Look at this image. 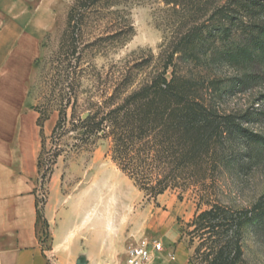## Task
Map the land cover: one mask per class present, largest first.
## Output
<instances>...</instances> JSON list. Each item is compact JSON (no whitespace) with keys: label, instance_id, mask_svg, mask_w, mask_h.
<instances>
[{"label":"rangeland","instance_id":"1","mask_svg":"<svg viewBox=\"0 0 264 264\" xmlns=\"http://www.w3.org/2000/svg\"><path fill=\"white\" fill-rule=\"evenodd\" d=\"M257 1L264 4V0ZM74 2L22 0V49L12 50V56L17 60L9 67L12 98L18 96V91L13 94L14 84H20L26 89L27 110L32 106L40 118L52 101L43 133L40 128L41 142L43 137L47 139V153L38 179L39 207L45 217L44 210L55 176L66 198L64 207L69 212L68 220L75 223L80 216L82 223L88 225L85 233L94 241L90 251L103 252L98 251V244L105 242V252H116L107 257L95 256L92 258L94 264H125L132 245L155 240L164 245V251L153 259V264H190L198 244H192L184 231L197 214L213 204L251 209L264 198V148L239 146L251 157L223 169L215 183L207 185L202 193L195 189L186 192L176 189L152 198L141 191L112 161L111 141L94 137L80 142L77 139L83 131H72L71 121L74 114L76 118L85 113L93 114L104 98L113 92L112 83L127 68L145 62L151 54L156 58L159 56L164 42L165 4L161 0H116L115 5L97 8L74 35L77 50L73 56L71 51L65 50L64 54L60 48L67 29L68 12ZM125 18L133 24L135 34L122 44L116 34L125 24ZM243 22L247 27L244 30L253 24L264 25V13L254 18L247 16ZM245 34L239 30L235 40L241 41ZM65 65L68 72L64 71ZM151 71L152 67L145 69L141 78ZM251 72L262 76V82L228 97L224 109L241 114L254 107L264 109V102L259 101L264 94V66ZM243 74L237 68L217 65L209 68L207 75L228 79ZM63 84L64 87L70 84L71 90L60 92L64 97L61 103L58 94ZM60 109L66 111L67 125L58 132L60 140H51ZM247 128L264 135V123ZM92 140H97L95 145H91ZM57 147L62 150L61 156L53 165V172L44 177L50 166V155L58 150ZM103 221L106 229L100 227ZM47 246L51 251L52 240ZM243 250L246 264H264V227L259 222L246 227ZM84 252L89 251L86 248ZM43 254L48 264H60V258L54 252ZM169 254L175 255L176 260H167Z\"/></svg>","mask_w":264,"mask_h":264},{"label":"trees","instance_id":"2","mask_svg":"<svg viewBox=\"0 0 264 264\" xmlns=\"http://www.w3.org/2000/svg\"><path fill=\"white\" fill-rule=\"evenodd\" d=\"M161 1L165 4L166 21L159 56L151 54L145 62L127 68L112 83L113 92L93 114L85 113V120L84 115L76 118L74 114L71 121L72 131H83L77 139L80 142L94 137L109 139L112 161L152 198L176 189L182 192L195 189L202 193L207 185L215 183L223 169L251 157L240 147L264 148V135L247 128L264 123V109L254 107L241 114L227 111L223 106L228 97L251 89L263 80L251 71L264 66V25L253 24L244 30L247 27L243 18L264 13V4L257 0ZM115 2L75 0L68 12L61 43L64 54L66 50L75 55L74 35L89 14ZM125 19L116 34L122 44L135 34L133 24ZM239 30L246 34L237 42L235 36ZM217 65L237 68L244 74L228 79L207 75L209 68ZM150 67L152 71L141 78V72ZM66 68L65 65L64 71L68 72ZM70 87V84L61 85L58 94L61 103L64 97L60 92L71 90ZM259 101L264 102V94ZM49 106L38 118L42 133L43 124L50 116ZM59 111L51 140H60L58 132L67 125L66 111ZM97 140H92L91 145ZM46 142L43 137L40 175L47 153ZM56 149L50 152L51 162L44 177L53 172V165L61 156L62 150ZM37 207V237L43 250L50 251L47 244L52 236L39 200ZM254 222L264 227V198L251 209L213 204L201 211L184 231L192 244H198L189 263L246 264L243 239L246 227Z\"/></svg>","mask_w":264,"mask_h":264},{"label":"crops","instance_id":"3","mask_svg":"<svg viewBox=\"0 0 264 264\" xmlns=\"http://www.w3.org/2000/svg\"><path fill=\"white\" fill-rule=\"evenodd\" d=\"M13 49H22V0H0V264H48L37 237L41 130L33 107L26 108V89L14 84L13 94L18 91V96L12 98L8 82L9 67L17 60ZM52 182L44 210L52 236L49 252L60 258V264H94L95 256L116 253L105 252V242L98 244L103 252L90 251L94 241L85 233L87 223L80 216L75 223L68 220L57 177ZM101 226L106 229L105 221ZM86 248L89 252H84Z\"/></svg>","mask_w":264,"mask_h":264},{"label":"built area","instance_id":"4","mask_svg":"<svg viewBox=\"0 0 264 264\" xmlns=\"http://www.w3.org/2000/svg\"><path fill=\"white\" fill-rule=\"evenodd\" d=\"M163 251L164 245L157 240L137 242L127 252L128 256L125 264H153V259L161 256ZM166 258L170 261L176 260V256L173 254H169Z\"/></svg>","mask_w":264,"mask_h":264},{"label":"water","instance_id":"5","mask_svg":"<svg viewBox=\"0 0 264 264\" xmlns=\"http://www.w3.org/2000/svg\"><path fill=\"white\" fill-rule=\"evenodd\" d=\"M86 118H87V115H84V116H83V119L85 120Z\"/></svg>","mask_w":264,"mask_h":264}]
</instances>
